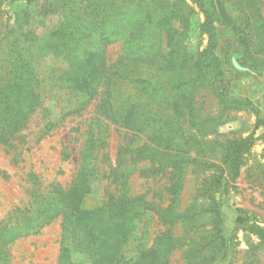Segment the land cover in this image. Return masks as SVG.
<instances>
[{"label": "trees", "instance_id": "obj_1", "mask_svg": "<svg viewBox=\"0 0 264 264\" xmlns=\"http://www.w3.org/2000/svg\"><path fill=\"white\" fill-rule=\"evenodd\" d=\"M24 1L35 11H20L25 19L15 20L12 28L0 23V147L24 143V130L42 107L45 91L65 97L62 119L91 105L93 116L84 121L89 123L70 183L44 186L29 175L25 200L0 219V264H11L10 244L56 221V264H74L71 255L76 250L88 255L89 264L162 263L159 260L171 248L175 220L183 216L176 212L177 195L187 159L179 140L190 144L186 126L199 129L227 111L214 85L219 66L209 31L214 24L237 34L246 35L245 31L235 27L221 3H197L209 38V48L199 53L188 43L195 15L188 0ZM45 59L52 63L47 65ZM202 94L216 99V114L203 113ZM54 124L47 123L45 130ZM110 126L134 137L113 145ZM256 141L249 135L219 144L221 166L207 194L221 186L225 190L239 176L244 156ZM61 155L70 156L66 148ZM135 173L166 177L167 203L161 196L157 202L131 196L128 180ZM97 179L106 184V200L85 208ZM208 198L211 205L199 212H217L215 198ZM147 213L165 230L150 248L139 244L129 255L128 238L135 222ZM217 217L218 213L213 223ZM250 229L261 233L259 227ZM210 243L192 242L189 264L212 263L219 250L207 254Z\"/></svg>", "mask_w": 264, "mask_h": 264}, {"label": "rangeland", "instance_id": "obj_2", "mask_svg": "<svg viewBox=\"0 0 264 264\" xmlns=\"http://www.w3.org/2000/svg\"><path fill=\"white\" fill-rule=\"evenodd\" d=\"M211 1L221 3L235 27L246 35L218 24L209 31L216 44L212 51L219 66L214 85L224 97L227 111L199 129L186 126L191 133L190 144L186 145L184 138L179 140V149L187 159L177 195L176 212L183 216L175 220L168 242L171 248L159 261L189 264L191 243L209 244L213 240L206 252L211 254L218 249L219 254L210 264H264V0H188L195 13L188 43L199 53L209 48V38L208 30L202 28L204 16L197 3L208 5ZM26 8L35 11L24 0H0V23L12 28L15 20L24 21L25 16L18 13ZM44 61L47 65L52 63ZM43 93L42 107L24 130V143L15 141L11 148L0 147V219L25 200L29 175L37 176L44 186L53 182L68 185L79 165L82 132L89 123L84 121L93 116L92 105L62 119L60 113L66 104L63 94L61 100L51 91ZM216 102L214 97L204 95L200 100L203 113L216 114ZM51 121L54 126L45 130ZM110 134L113 145L134 137L112 126ZM249 135L257 141L244 156L239 176L225 190L221 186L207 194L221 166L219 144L226 138ZM63 148L69 151V157L61 155ZM167 182L164 176L143 178L135 173L128 180L129 194L144 195L154 202L161 196L162 203H167ZM105 185L98 179L92 182L93 192L85 199V208L97 207L106 200ZM208 195L215 198L217 212L201 213V208L211 205ZM217 213V222L213 223ZM252 226L259 227L261 233L256 234L250 229ZM59 230L60 222L56 221L36 235L10 244L11 264H56ZM164 230L158 219L147 213L135 222L126 251L133 255L139 244L150 248ZM159 245L165 248V242ZM71 260L74 264H89L88 255L77 250Z\"/></svg>", "mask_w": 264, "mask_h": 264}]
</instances>
